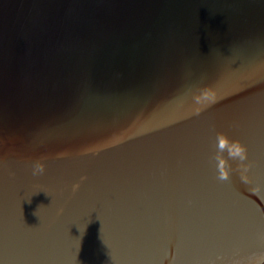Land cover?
<instances>
[{"label":"water","instance_id":"95a60500","mask_svg":"<svg viewBox=\"0 0 264 264\" xmlns=\"http://www.w3.org/2000/svg\"><path fill=\"white\" fill-rule=\"evenodd\" d=\"M0 264H264V0H0Z\"/></svg>","mask_w":264,"mask_h":264},{"label":"clouds","instance_id":"9594fccd","mask_svg":"<svg viewBox=\"0 0 264 264\" xmlns=\"http://www.w3.org/2000/svg\"><path fill=\"white\" fill-rule=\"evenodd\" d=\"M190 97L193 104L198 107L195 109L196 114L217 99L215 93L210 89L203 88L199 90L190 89ZM227 152V159L224 158L223 153ZM217 172V180L221 182L230 181V165L228 160L236 161L239 164V171L241 173V181L245 184L249 183L247 173L251 165L248 163L247 148L238 140H232L223 133H217L215 137V154L213 156ZM45 172V164L42 161H35L32 165V174L34 176L42 175Z\"/></svg>","mask_w":264,"mask_h":264}]
</instances>
